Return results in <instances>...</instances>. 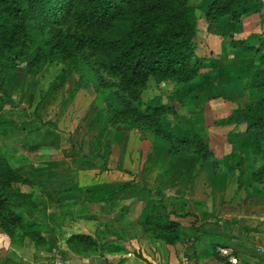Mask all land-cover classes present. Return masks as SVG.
<instances>
[{"label":"crops","instance_id":"crops-1","mask_svg":"<svg viewBox=\"0 0 264 264\" xmlns=\"http://www.w3.org/2000/svg\"><path fill=\"white\" fill-rule=\"evenodd\" d=\"M213 1L191 5L203 9ZM240 14L239 24L228 17L215 24L199 19L200 75L180 88V102L170 103L189 123L203 119V129L174 131L182 138H202L208 157L188 153L174 159L152 135L143 139L133 131L120 136L117 131L111 143L123 155L117 185L104 180L108 165L88 169L70 156L59 159L61 151L67 155L73 132L66 140H52L59 158L50 155L47 161H53L54 169H31L47 162H37L35 155L21 173L36 184L39 211L27 213L54 228L57 247L49 252L29 243L21 246L0 234V264H56L59 258L62 264H224L216 256L220 248L233 249L244 264L264 261V161L255 153L246 124H215L238 107L253 108L264 100L263 92L251 94L252 81L262 69L255 53L264 54V0H248ZM231 39L257 51L233 53ZM38 140L43 148L51 147L45 137ZM166 213L177 223L171 242L157 238L144 222ZM76 235L94 239L96 250L69 246L68 239Z\"/></svg>","mask_w":264,"mask_h":264},{"label":"trees","instance_id":"trees-1","mask_svg":"<svg viewBox=\"0 0 264 264\" xmlns=\"http://www.w3.org/2000/svg\"><path fill=\"white\" fill-rule=\"evenodd\" d=\"M247 2L214 0L207 9V21L215 24L228 17L232 24H239L241 9ZM198 24L197 7L189 0H0V89L7 81L6 73L17 64H25V75L34 78L47 66L61 64L79 76L81 86L90 85L95 100L102 106L96 115L90 114L89 126L101 116V121L112 128L122 123L125 131H133L143 139L147 138L146 132L161 138L165 152L174 159L188 153H200L206 159L210 151L204 149L202 138H182L180 132L173 133L175 129H171V134L162 129L163 120L177 114L171 105H159L152 111L141 109L146 102L142 95L151 86L158 89L171 82L179 88L187 87L200 75ZM229 47L233 53L257 51L243 40L231 39ZM255 54L259 55L262 69L252 81V95L264 93V54ZM4 96L5 99L0 98L2 102H12L13 97L7 93ZM215 124H246L255 153L264 161V100L253 108L238 107L226 121ZM17 130L3 128L0 137L6 143L0 144V234L13 244L29 243L51 252L58 242L55 230L30 218L28 210L39 211L36 184L19 172L21 162L35 157L40 146L25 147L24 133ZM107 130L110 129H103ZM87 132L76 129L69 138L70 148L65 150V156L74 163L83 157ZM15 136L21 147L7 145ZM25 138L28 140L27 132ZM104 141V150L109 145L111 149V139H98L99 144ZM97 157L96 166L105 170L106 153ZM144 222L157 238L173 241L177 223L171 221V214L148 216ZM67 243L91 250L98 246L85 235L71 236ZM220 249L217 258L228 264Z\"/></svg>","mask_w":264,"mask_h":264},{"label":"rangeland","instance_id":"rangeland-1","mask_svg":"<svg viewBox=\"0 0 264 264\" xmlns=\"http://www.w3.org/2000/svg\"><path fill=\"white\" fill-rule=\"evenodd\" d=\"M195 2L198 3V0H189L190 4L194 5ZM212 4L213 2L209 3L207 8L202 7L203 9H201L199 5H195L197 7V16L200 20H207L206 12ZM24 65L25 64L23 63L17 64L14 69L8 71L6 73V76H8L7 81L2 89H0V98L5 99L4 95L6 93L13 97L12 102L7 104L0 99V124H3L0 125V137L2 136L3 128L19 129L17 130L19 134L24 133L22 139L25 141V147L40 146V149L37 150L34 155H38L39 159H36V161L42 163L47 161L50 158V155L59 158V155L53 152V141L59 139L66 140L65 135H68L69 132H75L76 129H80L82 133L87 132L88 129H93L92 131L89 130L84 136L85 142H88L89 144H86L85 150L84 148L82 149V153L85 154L79 163L83 161V166H86L88 169L91 167L93 168L95 167L93 161H97L98 159L97 154L103 155V153H106L107 159L104 163L105 165H108V171H104L103 173H106L108 177L104 180H111V182L117 183L118 185L119 182L115 181H117L118 171L121 172L119 168V160H123V155L120 154V156H118L120 151L116 148L115 143L112 144L111 152L109 153L110 145L105 151V145L99 144L97 140H106L110 138L112 141V137L118 133L117 131H119L118 135H123V133L120 132H123L126 128L125 124L119 123L112 128L108 122H102L100 116L99 120L94 125L89 126L91 123L89 119L90 114L92 112L95 113V111H98L99 107L102 108V106L99 105L100 103L97 100H95V93L90 88V85L85 84L84 86H81L78 82L79 76L72 73L67 67L56 63L51 64L47 66L38 77L34 78L25 75ZM157 88L158 89L151 86L150 90L142 95L146 102L141 106V109L149 108L152 111L159 105H170L172 101L180 102L179 96L182 95V92L175 84L166 82ZM181 105L183 106V104ZM180 112L179 108V115L170 114L167 116L166 120H163L162 129H164L165 132L170 133L172 132L171 129H177L178 131H181V129H193L192 126L195 127V129L204 128L203 119L196 118L189 123L188 120H186L189 119V117H182ZM103 129H114L115 131L110 130L109 133L105 134ZM26 132L28 140L25 138ZM173 133L176 135L178 134L175 131H173ZM145 135L146 137H151V133L149 132H146ZM42 137H45L47 141L51 142V147L43 148L42 145L38 144V138ZM17 139L18 136H15L12 139V142H17ZM157 141L159 142V145H162L163 140L161 138H158ZM1 142L4 141H0V144ZM12 142H7V145L13 144L11 146L12 148L20 146L19 142ZM20 147V154H22L23 151ZM15 150L16 149H14V151ZM60 155L59 159L61 160H65L67 157H63L62 151L60 152ZM17 157L21 159L23 156ZM61 160H58V164L62 162ZM30 162H32L31 159H29L28 162H21L23 166L20 167L19 172L23 171V167ZM47 162L40 165L37 163L35 167L31 169L36 168L37 171H40L41 168L44 167H47L46 169H54L53 167L55 164L53 161ZM124 175L125 174L122 173L119 174L120 177H123ZM58 260L61 261L60 258ZM59 261H57L56 264L59 263Z\"/></svg>","mask_w":264,"mask_h":264},{"label":"built area","instance_id":"built-area-1","mask_svg":"<svg viewBox=\"0 0 264 264\" xmlns=\"http://www.w3.org/2000/svg\"><path fill=\"white\" fill-rule=\"evenodd\" d=\"M260 252L262 255H264V248H261ZM220 254L226 258L228 264H244L242 259L237 255V253L233 249L221 248ZM57 264H62V263L59 262ZM258 264H264V261Z\"/></svg>","mask_w":264,"mask_h":264}]
</instances>
